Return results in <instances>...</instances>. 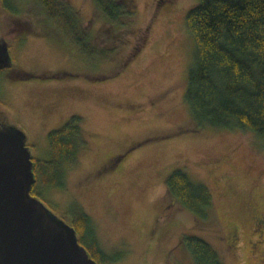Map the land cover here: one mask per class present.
Returning <instances> with one entry per match:
<instances>
[{"label": "rangeland", "instance_id": "374dc122", "mask_svg": "<svg viewBox=\"0 0 264 264\" xmlns=\"http://www.w3.org/2000/svg\"><path fill=\"white\" fill-rule=\"evenodd\" d=\"M64 1L88 25L92 0ZM198 2L137 0L132 31L124 44L108 47L115 56L100 64L46 36L36 1L3 6L18 16L14 23L28 25V36L7 39L24 73L7 79L0 72V113L27 135L41 161L51 159L49 134L82 119L88 150L65 167L63 188H46L41 172L39 199L67 223L79 203L102 250L120 257L111 264H196L180 244L183 236L205 240L225 264H264V233L257 234L254 219L264 215V145L250 131L198 126L185 99L195 58L186 16ZM178 169L211 190L209 222L169 198L166 180Z\"/></svg>", "mask_w": 264, "mask_h": 264}, {"label": "trees", "instance_id": "16d2710c", "mask_svg": "<svg viewBox=\"0 0 264 264\" xmlns=\"http://www.w3.org/2000/svg\"><path fill=\"white\" fill-rule=\"evenodd\" d=\"M2 0L1 8L12 9ZM21 1V0H20ZM26 1V0H22ZM44 12L46 36L71 44L88 64H100L115 56L111 44L122 45L130 34L137 0H92L93 17L88 25L64 0H34ZM186 16V28L195 43V58L188 73L186 102L198 125L250 131L264 145V0H198ZM3 7V8H4ZM101 29L92 34L94 25ZM28 27V25L26 26ZM129 32V33H128ZM125 33H128L125 35ZM82 119L72 117L49 134L51 159L35 160L36 183L32 194L40 197L37 182L42 172L46 188H63L66 166H76L88 150ZM171 201L207 223L214 214L211 190L192 182L178 169L166 180ZM70 223L79 242L98 264H111L119 256L100 247L92 218L77 202L70 207ZM196 264H225L215 249L198 237L183 236Z\"/></svg>", "mask_w": 264, "mask_h": 264}, {"label": "water", "instance_id": "95a60500", "mask_svg": "<svg viewBox=\"0 0 264 264\" xmlns=\"http://www.w3.org/2000/svg\"><path fill=\"white\" fill-rule=\"evenodd\" d=\"M9 37H0V70L14 66ZM35 183L27 135L0 113V264H98L75 228L32 194Z\"/></svg>", "mask_w": 264, "mask_h": 264}, {"label": "flooded vegetation", "instance_id": "af4514ba", "mask_svg": "<svg viewBox=\"0 0 264 264\" xmlns=\"http://www.w3.org/2000/svg\"><path fill=\"white\" fill-rule=\"evenodd\" d=\"M2 3V2H1ZM18 18V16L10 14L7 12L3 7H0V37L3 35H17L18 37L22 36H28V29L25 25L22 23H14V19ZM3 27H5V31L3 30ZM13 56V55H12ZM5 71V76L7 79L8 78H15V77H20L22 73H24L23 70H19L15 66L12 68L0 70V72ZM2 77V78H4ZM255 221H257V224L259 226V229L257 231V234L260 235L261 233H264V215L263 214H256L254 215ZM258 245L264 248V243L263 241H258ZM258 249V248H257Z\"/></svg>", "mask_w": 264, "mask_h": 264}, {"label": "clouds", "instance_id": "9594fccd", "mask_svg": "<svg viewBox=\"0 0 264 264\" xmlns=\"http://www.w3.org/2000/svg\"><path fill=\"white\" fill-rule=\"evenodd\" d=\"M2 2V1H1ZM0 7H1V5H0Z\"/></svg>", "mask_w": 264, "mask_h": 264}]
</instances>
